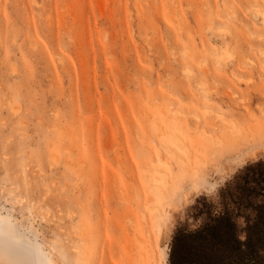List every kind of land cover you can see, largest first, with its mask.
<instances>
[{
    "label": "rangeland",
    "instance_id": "1",
    "mask_svg": "<svg viewBox=\"0 0 264 264\" xmlns=\"http://www.w3.org/2000/svg\"><path fill=\"white\" fill-rule=\"evenodd\" d=\"M260 160L264 0H0V247L169 264L196 199Z\"/></svg>",
    "mask_w": 264,
    "mask_h": 264
},
{
    "label": "trees",
    "instance_id": "2",
    "mask_svg": "<svg viewBox=\"0 0 264 264\" xmlns=\"http://www.w3.org/2000/svg\"><path fill=\"white\" fill-rule=\"evenodd\" d=\"M193 223L174 230L169 264H264V160L246 165L214 197L199 196Z\"/></svg>",
    "mask_w": 264,
    "mask_h": 264
},
{
    "label": "bare ground",
    "instance_id": "3",
    "mask_svg": "<svg viewBox=\"0 0 264 264\" xmlns=\"http://www.w3.org/2000/svg\"><path fill=\"white\" fill-rule=\"evenodd\" d=\"M5 221H6V217H2L0 220V232L1 233L3 231H6V227L4 225ZM20 241L25 242L27 246H23V244H20ZM7 243L15 245V247L13 248L14 250H10L8 247H3V248L0 247V254H4V253L10 254L12 257L13 264H20L21 262H24L25 264H36L33 258L36 252L44 253L48 260V264H57L52 259V257L49 256V254L43 250L40 244L33 242L32 240H27L24 238L14 239L11 236L10 240ZM31 253L33 254V256ZM0 264H6L3 258L0 260Z\"/></svg>",
    "mask_w": 264,
    "mask_h": 264
}]
</instances>
